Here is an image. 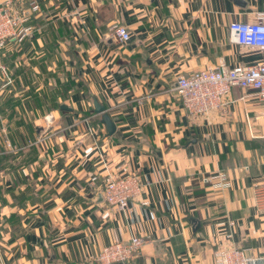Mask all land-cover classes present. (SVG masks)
I'll return each mask as SVG.
<instances>
[{"label": "crops", "instance_id": "1", "mask_svg": "<svg viewBox=\"0 0 264 264\" xmlns=\"http://www.w3.org/2000/svg\"><path fill=\"white\" fill-rule=\"evenodd\" d=\"M35 1L34 35L2 48L17 53L8 65L23 81L26 60L64 47L72 88L50 108L24 86L23 123L0 124V264H98L103 247L132 235L147 243L127 264H216L233 247L264 264V213L254 205L264 184L261 103L234 88L223 107L192 118L173 90L180 76L263 60L230 41L229 25L254 21L264 0ZM117 24L128 43L113 37ZM109 174H135L143 186L126 214L104 201ZM218 174L220 189L203 181Z\"/></svg>", "mask_w": 264, "mask_h": 264}, {"label": "built area", "instance_id": "2", "mask_svg": "<svg viewBox=\"0 0 264 264\" xmlns=\"http://www.w3.org/2000/svg\"><path fill=\"white\" fill-rule=\"evenodd\" d=\"M41 11L35 0H0V48L9 42L21 43L34 34L31 21ZM113 37L121 44L130 41V32L124 25L112 29ZM230 41L234 44L259 49L264 53V11L256 13L252 22L234 21L229 25ZM0 79L7 81V69L0 65ZM234 88L250 91L261 103V118L264 122V59L250 64L229 66L219 63L215 67L197 71L190 76L176 79L173 90L189 117L205 116L213 109L225 105V99ZM50 120L47 119V122ZM224 176L209 175L203 181L221 188ZM142 184L135 174L117 176L109 174L102 195L105 203L122 212L129 211V203L142 193ZM254 205L264 213V184L258 183L254 190ZM147 240L132 235L128 240L114 241L102 248L98 264H127L137 255ZM259 258L247 250L233 247L217 253L216 264H258Z\"/></svg>", "mask_w": 264, "mask_h": 264}, {"label": "rangeland", "instance_id": "3", "mask_svg": "<svg viewBox=\"0 0 264 264\" xmlns=\"http://www.w3.org/2000/svg\"><path fill=\"white\" fill-rule=\"evenodd\" d=\"M41 26L43 28L44 25ZM51 26L52 25H50L49 27ZM52 27L55 28V26ZM62 38L65 39V33ZM17 44L18 43L12 45H17ZM47 45L49 49L53 48L54 50L52 43L48 42ZM62 51L50 52L47 49L45 51L46 53L44 52L42 53V56L41 54L38 53L37 56H35L36 57L35 60L33 58L30 61L26 60L28 66L25 69L24 80L21 81L20 79L17 80L16 78L18 68L14 70L13 66L8 65L9 64L8 62L12 63L14 61H17L16 51H11L9 56V54L3 52V49L0 48V65L4 66L7 69L8 74L10 76V81L8 85L5 84V82H7L6 80L2 81L0 79V124L1 123L6 124L7 121H9L12 124L23 123V117L22 116L20 117L18 112V107H20V104L17 95L19 94L20 91H22L24 86L30 87L29 96H33L34 94L33 92H35L36 96L39 93L41 94V96H45L44 102L48 104V107L50 108L53 107V104L54 105L58 104L60 101L65 100V98L69 96V93L72 88V84L70 82L69 75L67 72V66L65 65V61L63 60L65 56H64V52ZM34 64L37 65L36 71L38 72V76H39L38 78L35 76H31V74L29 73V71H34L33 69ZM8 93L11 94L7 97H4ZM25 94L28 95V92ZM32 98L34 97H29V99L26 101V107L30 106V103H34L35 106L36 103ZM1 107L3 108V110H1ZM3 112H5V114H3Z\"/></svg>", "mask_w": 264, "mask_h": 264}, {"label": "water", "instance_id": "4", "mask_svg": "<svg viewBox=\"0 0 264 264\" xmlns=\"http://www.w3.org/2000/svg\"><path fill=\"white\" fill-rule=\"evenodd\" d=\"M94 106H95V112L102 115V124H104L107 127V131L109 135H112L116 130V126L114 122L111 120L109 114L106 112L105 107L100 105L97 101L94 102ZM61 109L69 110L64 105L61 106Z\"/></svg>", "mask_w": 264, "mask_h": 264}]
</instances>
